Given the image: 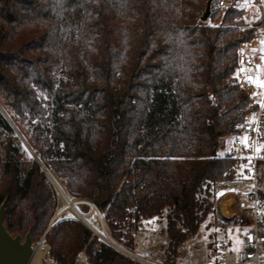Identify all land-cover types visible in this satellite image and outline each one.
<instances>
[{"label":"trees","instance_id":"1","mask_svg":"<svg viewBox=\"0 0 264 264\" xmlns=\"http://www.w3.org/2000/svg\"><path fill=\"white\" fill-rule=\"evenodd\" d=\"M206 1L0 0V94L42 164L19 161L8 142L0 203L10 234H44L55 264L82 250L88 264H138L73 213L50 222L58 192L46 170L130 247L123 218L165 211V260L175 263L213 207L212 184L234 175L217 153L249 108L232 77L256 26L242 27L244 9L233 5L198 21ZM0 126L11 131L1 114Z\"/></svg>","mask_w":264,"mask_h":264},{"label":"built area","instance_id":"2","mask_svg":"<svg viewBox=\"0 0 264 264\" xmlns=\"http://www.w3.org/2000/svg\"><path fill=\"white\" fill-rule=\"evenodd\" d=\"M253 4L259 6L264 18V3H261V0H254ZM229 5L237 7L236 4L229 2V0H218L210 6V9L220 10ZM260 27V34H255L251 39L240 41L235 57L236 66L232 82L247 98V106L249 108L247 111L241 113L237 132L230 136L231 140L228 149L223 154L233 160L234 175L217 180L212 184L214 199L216 200L220 216L225 220H236V225L240 226L243 231L239 238L238 248L230 246V241L226 244H221L213 256L212 264H264V151L263 148L259 152L256 151V148L263 144L262 117L264 108L257 101L264 99V96L261 95L264 93V89L247 83L245 76L248 73L236 75L239 69L244 67H247L254 76L257 75L253 69L261 63L260 57L264 55L261 52V48H264V45L260 43L264 40V22ZM241 49H244L242 56L240 53ZM252 49H256V51L253 52ZM242 60L244 63H241ZM259 75L261 78H264V69L261 70ZM254 92L257 93L256 96L252 95ZM253 115L255 116L254 120H252ZM250 120H252L251 123H249ZM9 127L11 131L0 126V159L4 157L5 149L10 141L19 153V161H25L26 158L22 150L31 154L33 149L15 126L10 124ZM244 136L249 137L251 147L245 148L240 142V138ZM249 156L251 157V161L246 159ZM242 166L244 167L242 168ZM228 189L234 190L229 191ZM218 193L222 194L217 195ZM227 197H230L231 205H229L228 209L230 213L226 215L222 212L221 206ZM85 201L86 205L96 210L90 202ZM98 214L103 231L102 236L122 254L138 264H171L144 258L135 251H130L119 245L115 240L110 238L102 223L100 213L98 212ZM142 220L141 217L135 218L134 213L130 216H125L123 218V223H125L124 231L133 233L142 223ZM245 230L247 231L245 232ZM38 255L41 257L38 264H55L48 256V245L44 241V234L37 239H33L31 242V253L27 264H33L34 259ZM73 264H88V258L83 250L75 254Z\"/></svg>","mask_w":264,"mask_h":264},{"label":"rangeland","instance_id":"3","mask_svg":"<svg viewBox=\"0 0 264 264\" xmlns=\"http://www.w3.org/2000/svg\"><path fill=\"white\" fill-rule=\"evenodd\" d=\"M229 2L236 4V8L244 9V24L242 25V27L256 26L255 34H260L261 27L257 24V21L259 16L262 14V10L256 4H253L254 0H229ZM198 21H200V17L198 18ZM0 114L6 120L8 125L11 124L12 126H15V128H17V130L27 140V133L25 130L26 128L22 123L13 118L14 114L6 105V102L1 94ZM230 140V135L221 138V148L218 150V155L225 154L228 149ZM22 152L25 155V161L35 159L41 164L34 151L31 153V158H29V152L26 153L23 150ZM69 202H71V200ZM212 202L213 207L211 211L206 214V216L200 223L195 235L189 236V238L186 239L179 246V248H177L175 253V264H212L213 256L215 255L216 250L220 248L221 244H226L228 241H230V246L238 248L240 241L239 238L243 229L240 226L236 225V220L223 219L217 209L216 200L213 199ZM65 204L66 202L64 203L62 197L58 194V205L53 216L51 217L52 220H56L59 217H63L65 215L73 213L70 206L63 207ZM76 208L82 210L81 213L83 214V216H86L84 217L86 220L87 218H90L94 221L95 227L92 224L91 225L98 232V235H95L98 236L101 240L107 242V240L102 236L103 231L101 223L99 222L98 212H96L94 208H91L86 204L76 205ZM122 232L126 233L124 229L122 230ZM131 234L133 239L131 247L125 243L124 238H122L121 241H115L119 245L129 249L130 251H135L137 254L141 255L144 258H149L162 263L166 262L165 251L167 250L168 238L166 236L165 211L161 216L152 217L150 220L149 218H146V220H142V223ZM24 236L25 235H19L21 240L24 238ZM40 258L41 257L39 255L36 256L33 264H38Z\"/></svg>","mask_w":264,"mask_h":264},{"label":"water","instance_id":"4","mask_svg":"<svg viewBox=\"0 0 264 264\" xmlns=\"http://www.w3.org/2000/svg\"><path fill=\"white\" fill-rule=\"evenodd\" d=\"M211 0H207L205 3L204 11L200 17V21L205 22L208 19V16L211 12L210 10ZM44 174L48 177L49 181L55 188L56 192L62 197L64 203L63 206H70L73 214L82 221L83 224L87 225V227L96 235L98 232L95 228L87 222L84 218L83 214L78 211L76 208L77 202L79 201H70L69 197L53 176L46 170H44ZM62 208V207H61ZM5 215L4 210V201L0 203V264H27L29 260V256L31 253V237L29 233H26L24 238L21 240L19 235H12L6 229V226L3 224V219ZM52 221V218L50 222Z\"/></svg>","mask_w":264,"mask_h":264},{"label":"snow or ice","instance_id":"5","mask_svg":"<svg viewBox=\"0 0 264 264\" xmlns=\"http://www.w3.org/2000/svg\"><path fill=\"white\" fill-rule=\"evenodd\" d=\"M59 2V0H58ZM261 3H264V0H261ZM262 45H264V40H262L260 42ZM253 52L256 51V49H252ZM244 49L240 50L241 56L243 55ZM261 52L264 53V48H261ZM261 63L259 65H256L253 69V71H255L257 73V75H253L252 72L249 71V69L247 67L241 68L239 69L238 73L236 75H239L240 73H248L245 76V80L247 81V83L252 84L253 86L260 88V89H264V78H261V76L259 75V73L261 72L262 69H264V55H261L260 57ZM241 63H244V61L242 60ZM253 96H256L257 93H252ZM262 96H264V93L261 94ZM257 103L260 104V106L262 108H264V99L258 100ZM255 119V116L253 115L252 120ZM252 120L249 121V123L252 122ZM33 123H37V121H33ZM239 127V125H238ZM258 130V129H257ZM240 142L243 144V146L245 148H249L251 147V144L249 143V137L248 136H244L240 138ZM261 148H264V144L260 145L259 147L256 148V151L259 152ZM29 158H31V154L29 153ZM160 159H183V157H172V156H166V157H160ZM246 159H248L249 161H251V157H246ZM244 166H242L243 168ZM229 191H233L234 189H228ZM222 193H218L217 195H221ZM155 219V218H154ZM247 230H245L246 232ZM249 239H251V237H249Z\"/></svg>","mask_w":264,"mask_h":264},{"label":"bare ground","instance_id":"6","mask_svg":"<svg viewBox=\"0 0 264 264\" xmlns=\"http://www.w3.org/2000/svg\"><path fill=\"white\" fill-rule=\"evenodd\" d=\"M79 202H77V205H81V204H86V201L81 199V200H78ZM82 202V203H81ZM85 202V203H84ZM229 205H231V199L230 197H227L226 200L222 203V212L224 214H229L230 211L228 210L229 209ZM78 209V208H77ZM59 213V212H58ZM81 213V212H80Z\"/></svg>","mask_w":264,"mask_h":264},{"label":"crops","instance_id":"7","mask_svg":"<svg viewBox=\"0 0 264 264\" xmlns=\"http://www.w3.org/2000/svg\"><path fill=\"white\" fill-rule=\"evenodd\" d=\"M151 218H149V220H150Z\"/></svg>","mask_w":264,"mask_h":264}]
</instances>
